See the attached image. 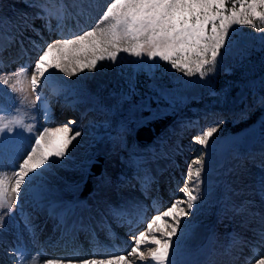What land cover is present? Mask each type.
Returning <instances> with one entry per match:
<instances>
[{
  "label": "rangeland",
  "instance_id": "obj_1",
  "mask_svg": "<svg viewBox=\"0 0 264 264\" xmlns=\"http://www.w3.org/2000/svg\"><path fill=\"white\" fill-rule=\"evenodd\" d=\"M102 2L103 7L100 9ZM107 3L108 0H82L81 6L84 11L82 19L83 22H91L92 17L95 14H97L96 18L98 19L99 14H101ZM37 12V6H28L26 5L25 0H0V13L4 18V23L2 25L3 29H0V38L12 35L9 26L12 21L20 22L22 21L23 14L28 13L29 15H37ZM37 22L42 24V21L40 19H35L36 27L40 29L39 32L36 28L28 29L29 35L38 39L37 42L30 41L31 47L28 48V51L33 52L34 55H38L46 43L55 39L64 38L55 37L54 33H47L45 31V26L43 24L39 25ZM32 25H34V23ZM246 27L247 26H233V28L230 29L229 40L232 42V48L228 51V55L224 58L223 65L225 63V59L229 56L238 57L246 54L249 45H262L259 37L264 36V32L260 31L261 27L255 30L246 29ZM227 45L228 41H226L225 48H227ZM17 49L18 54L23 55L21 48L19 47ZM224 51L225 49H221L222 54ZM53 55H55V53ZM7 56V53L3 51V47L0 46V72L7 74L13 70L23 69L30 78V67L23 68V66H21L18 62L13 61V59H7ZM35 58L36 56L33 57V60H35ZM121 58L123 59L122 65L119 63ZM136 59V57L120 53L117 65H113L109 61H103L101 62L103 67L98 65V68L95 71L85 70L84 72L78 73V75L70 78L65 76L63 73H59L57 70H52L54 75L48 84H56L57 89L67 90L69 93L65 95H55L57 101L53 102V114L51 116V120L48 122L43 120L42 110L40 107L41 98L49 93L48 85H41L42 92L40 94V100H37L36 94L31 93V90L29 89L27 100L15 110V115H9L8 113L0 114L5 121L8 119L20 118L24 120L25 124H33L34 132L38 131L41 126L54 128L63 126L67 124L68 121L74 120L76 123L74 125H69L73 128V134L75 130H80L82 133V135L78 137L77 140L73 141V143L69 146L68 153L63 161L53 165L48 174L45 176L43 190H40L38 185L34 186V192H39V194L37 196L35 194H30L26 199H24L25 206L27 207V214L25 216H21L25 210H23L22 213H18L19 211H17V209L19 210L20 208L17 205H14V208H16L15 218H10L8 228L5 231L0 232V240L5 241L2 238L5 236V238H7L6 242H0V257L3 256L5 258L3 262L0 259V264H14L13 254L10 252V249L17 244H19L21 250H24L22 252L23 256L16 254L19 264H24L26 257H33L37 261V264H44L45 260L51 257L42 255L40 248L44 247V251H47L46 249L52 245V242L43 243L44 238L51 233H54V230L56 229L54 226L59 225L62 218L65 219L64 217L67 215L69 218L71 217V219L79 218V220H81L80 218L85 206H90L89 208H85V210H88L90 215L85 218L86 222L83 223L84 228L90 227L91 220H93L95 224L98 223V225L101 226L99 219L101 211L96 209V206L101 204L105 210L107 208L115 210V208L119 206L132 209L135 211V213L132 214L135 215L131 217V223H135L138 227L143 225L141 229L143 230L145 228V225L143 224L144 222H146L150 217L158 214L161 209L168 206L173 198L182 196V193L179 192L176 196L178 187L183 185L186 172L193 158L199 156V153H197L196 150L200 147L191 143L192 135L190 132L194 133L198 130L199 133L202 129L208 126H213L222 121V125L218 133L215 134L216 137L219 138L217 146L228 138L230 133L234 132V126L233 124H230V122L233 121L229 118L225 119V115L234 112V107L237 104L238 99L243 98L246 95L245 86L238 89L237 93H234L232 91V87H229L227 88V91L218 92L207 98L203 103H201L202 101L199 102V105L193 109L183 105V102L188 103L190 100L197 98L204 93L210 85L214 84L218 72L222 67L220 64L217 65V69L213 74L205 77L204 81H200L196 76L186 77L182 73L176 72L175 70L167 71V68H170V66H162L156 70L155 79H152L147 75L150 80L149 93H151V95H155V98H152V102L150 103L149 98L146 97L147 94L145 91L137 90L134 93L129 92L128 77H134L136 86L138 76L145 74L142 72L133 73V66L129 63V61H134ZM255 81V77H249L245 82V85L255 83ZM154 84L157 86L155 89L152 87ZM160 86L167 89L169 95L172 97L171 103L167 100L158 98V88ZM18 87L21 86L18 85ZM84 89L89 90L92 95V99H85L83 97L81 91ZM130 94L135 95V98L132 97V95L129 96ZM15 95H18L21 99H23L24 93H16ZM122 95H127V99L121 100ZM138 100H141L143 103L142 107H147L150 104L149 110L146 109L145 112H140L136 115V118L140 117L138 122H140L142 118L143 121L147 119V116L145 117L147 113L151 114L155 118H159V116H164L167 111L172 110L170 108H182L181 115L172 124L168 125L157 137L156 140H159L160 142H163V140L168 142L172 133H175L179 129H183V127L189 123L194 124L193 126H190V128L186 127L185 130L187 132L183 134L186 135L183 136V139L181 140L182 147H186V145H188L187 143H189L190 148L188 152L175 150H171L170 152L166 149L163 152L157 153L158 144L155 143L152 147L154 155L152 156V161L149 164V168L155 173L151 175L152 178H156V174L159 173L161 177L162 173H164L168 176L167 181L172 179L174 185L170 187V192L167 195H164L166 199H160L153 205L149 201H146L145 205L141 206L143 211L139 206L134 205V203L136 204L138 201V194L143 197L142 190L139 187V182L135 179V177L139 174L142 176L143 173L140 172L141 169L138 171L137 169H130L129 171L125 169V158L128 155H131V153L125 148V141H118L120 139L118 137L117 141L114 142L115 139H111L109 137L123 131L120 121L123 117V112L129 109V107H131L133 103ZM68 101L73 102L74 111H70V109L65 111L64 108H61L58 105L61 102L66 103ZM96 103H98L100 107L96 106ZM80 108H87L90 110V113H96V117L100 119L95 121L94 124H88L85 120L80 121L79 117H81V115L79 117L75 116V112H77V109ZM63 112H66L65 114L67 117H63ZM106 119L110 120L109 126L114 130L111 131L110 129L109 135H106L108 130L105 121ZM141 123L137 124V126ZM195 123H201V126H198ZM124 128L126 130L134 129L133 126H127V124ZM168 143H170V141ZM104 151L107 152V163L105 165L106 167L103 175H105L106 178L109 177V179L105 182L102 180V175L95 180L97 194L91 197V203L89 205L84 202H86L90 197L86 201H82L81 206H77L74 203L72 204L71 202L78 201L76 200V196L78 191L81 189L86 167L90 164V159H102V155L96 156V154L103 153ZM263 151L264 141H261L258 145L256 144V147L251 152L261 154ZM135 153L139 154L138 151H135ZM247 153L248 152L244 151L237 152L234 158L229 162L231 173L229 174L228 179L234 193H229L231 199L228 201V207L231 208L232 204L244 206L243 201H246V199L248 202H251L252 206L248 207L245 211L236 214H233L230 210L231 216L224 214L225 218L229 220L228 225H226V222H222L220 225L215 222V214L221 198L217 187L220 176L218 171V154L216 153L210 172L208 170V165L206 166L208 180L205 188L208 189L210 195L206 200L198 202L202 204L200 211L195 213L194 216L188 217V219L192 222L191 227L189 228L186 237L181 242L179 252L175 257L176 264L181 263L178 262V258L182 257L181 255H185V252L188 249H196L201 246L211 237L212 234H214V232H217V239L219 243L224 242L228 236V239L225 240L224 246L222 245L223 248L221 254H219V257H215L216 260H221L218 264H226L228 262V258L230 256H234L237 253V250L244 249L242 241H244L247 237L257 238L259 240L258 247L264 253V240L261 238V233H264V226H261L260 223V217L264 216V197H262L258 190V180L262 175L261 169L258 165L264 162H255L250 158L252 155ZM171 156H173V158H171ZM257 159L260 161V158ZM192 167L195 168V165L193 164ZM5 172H7V178L14 183V177L12 176L11 169H4V171H0V177H3ZM130 179L134 182L133 187L129 186ZM238 189H244L245 192L249 193L247 195L249 197L244 199L243 194H239ZM131 194L134 195L133 203L126 206ZM52 202L60 206L59 208L56 206L57 210L59 209L58 211H47V204ZM32 203L34 204L30 206ZM69 203L71 206L70 210L68 208ZM65 210H69V212L63 215L62 212H65ZM92 210H94V216L91 215ZM127 211L132 212L131 210ZM51 213L53 214L52 217H50ZM32 214L39 215L40 219L28 222V220H32L28 219V217ZM216 216L220 219L222 217L221 215ZM25 224H27L28 227H25ZM226 227L229 228L228 231L232 230L231 235H227V233H225L224 230L227 229ZM76 228L74 230L78 231L79 229ZM65 232L69 231L64 230V233ZM119 232L124 233L123 235L126 234L123 230H120ZM129 236L132 238L127 240V243H131L133 240V236ZM17 237H19V241H17ZM176 239V237L173 238L174 241ZM130 245L131 244L127 246L130 247ZM125 246L126 243L118 241L117 247L115 248L116 250L111 252V249H105V251L110 253H107V256H103L101 258H107L113 254H124L126 253V251H124ZM78 248L81 252H84V249L81 247ZM253 252L255 251L250 247V245L245 244L244 252L238 257V262L236 264H246L248 260L246 255ZM89 256L101 259L98 258L100 255L97 256L93 254ZM206 256L213 261L212 256ZM8 257L10 258L9 261L7 260ZM61 257L65 258V256ZM54 258L56 260L58 257ZM73 264H76V260L73 261ZM138 264H141V262Z\"/></svg>",
  "mask_w": 264,
  "mask_h": 264
},
{
  "label": "snow or ice",
  "instance_id": "obj_2",
  "mask_svg": "<svg viewBox=\"0 0 264 264\" xmlns=\"http://www.w3.org/2000/svg\"><path fill=\"white\" fill-rule=\"evenodd\" d=\"M257 22L264 24V0H108L94 26L69 38L46 43L30 66V78L23 69L7 74L0 72V114L15 115V110L27 100L29 89L40 100L41 85H48L54 75L52 70L70 78L85 70L95 71L98 65L103 67V61L117 65L120 53L137 58L129 61L133 73L142 72L155 79L157 69L170 66L167 71L175 70L204 81L216 71L218 64L223 66L232 48L230 29L255 27ZM260 31L264 32V28ZM259 39L264 45V36ZM221 49H225L223 54ZM119 63L123 64L122 58ZM128 84L129 92L134 93V77H128ZM16 93H24L23 99ZM158 98L172 101L163 86L158 88ZM124 99L127 95L121 96V100ZM261 102L264 103V98ZM75 123L72 120L54 128L41 126L34 132L33 124H25L23 119L5 121L0 116V171L11 169L14 177V183L7 178V172L0 177V232L8 228L10 218H15L14 205L22 208L23 200L30 194L38 195L34 186L43 190L45 176L53 165L63 161L69 146L82 135L80 130L73 134L69 125ZM221 125L222 121L191 137V143L199 145L202 154L193 158L183 185L178 187L182 196L173 198L168 206L146 221L142 231L133 234L126 253L101 259L83 257L76 264H137V261L176 264L181 242L191 227L188 217L194 216L202 206L198 202L202 200L201 185L205 184L207 175L205 164L207 162L210 172L219 139L215 134ZM258 167L262 172L258 190L264 197V163ZM207 191L205 188V195ZM229 193L234 190L225 183L222 202L226 207L231 199ZM251 206L250 201L244 206L232 204L230 210L236 214ZM260 223L264 226V216L260 217ZM261 238L264 240V233ZM10 252L14 264H19L16 254L23 256L19 244ZM29 262L37 264L33 257H26L24 264ZM44 264H73V261L46 259ZM246 264H264V253L254 255Z\"/></svg>",
  "mask_w": 264,
  "mask_h": 264
},
{
  "label": "trees",
  "instance_id": "obj_3",
  "mask_svg": "<svg viewBox=\"0 0 264 264\" xmlns=\"http://www.w3.org/2000/svg\"><path fill=\"white\" fill-rule=\"evenodd\" d=\"M259 27L264 28V24L257 22L255 27L247 26L246 29L255 30ZM257 78V85L254 87L255 90L249 88L248 95L245 99L241 101V106H247L249 112L247 115V120L243 123L237 121L230 122L233 124L234 132L239 131L241 128L256 122L260 119L262 134L264 135V107L261 106V96L264 97V45L261 44H251L248 46V51L246 54H243L238 57L229 56L225 59L224 65L221 67V70L218 72V75L214 81V84L209 87V89L216 88L220 92L227 91V88L232 87V91L237 93V90L240 89L248 78ZM147 74L140 75L137 79V85L135 86V91H145L146 94H149V83L150 80ZM236 90V91H235ZM135 98V95L130 94ZM206 93L201 96V99L205 98ZM146 97H148L146 95ZM142 102H135L131 112L137 114L140 108L142 107ZM132 116H129L127 120H130ZM129 139L133 138L132 133H128ZM180 135L175 137V142L180 141ZM129 143L126 145L128 146ZM174 146L178 147L177 143H174ZM202 154V153H201ZM200 154V155H201ZM196 166V165H195Z\"/></svg>",
  "mask_w": 264,
  "mask_h": 264
},
{
  "label": "water",
  "instance_id": "obj_4",
  "mask_svg": "<svg viewBox=\"0 0 264 264\" xmlns=\"http://www.w3.org/2000/svg\"><path fill=\"white\" fill-rule=\"evenodd\" d=\"M180 109L174 108L167 111L164 116L155 118L154 116L148 117L135 129V137L142 143H150L154 137H156L166 126L172 123L180 114ZM259 137L258 123L252 124L245 129L239 131L236 134L229 136L225 139L218 148L220 156L228 155L233 145L239 143L246 147L251 146ZM105 162V155L102 159L98 160L94 158L91 165L88 168L86 179L82 192L79 194V198H85L90 192L93 191V177L101 174L103 165Z\"/></svg>",
  "mask_w": 264,
  "mask_h": 264
},
{
  "label": "bare ground",
  "instance_id": "obj_5",
  "mask_svg": "<svg viewBox=\"0 0 264 264\" xmlns=\"http://www.w3.org/2000/svg\"><path fill=\"white\" fill-rule=\"evenodd\" d=\"M2 42H3V40H2ZM7 43V42H6ZM126 202V201H125ZM111 204V203H110ZM65 205H66V203H65ZM67 206V205H66ZM60 207V206H59ZM66 208V207H65ZM69 208V207H68ZM85 209V208H84ZM64 210V209H63ZM83 210V209H82ZM62 211V210H61ZM80 211V210H79ZM88 212V211H87ZM79 213V212H78ZM83 214V213H82ZM62 215V214H61ZM72 215V214H71ZM63 216V215H62ZM229 216H231V215H229ZM233 217V216H232ZM231 217V218H232ZM65 218V217H64ZM70 219H71V217H70ZM228 222H229V220H228ZM76 226H77V223H76V221H69V222H66V224L64 225V230L65 231H69V232H65V233H63V234H58L57 235V239H59V238H61V237H66V236H69V235H71V234H73V233H76V230H74L75 228H76ZM70 230H73V231H70ZM250 232V231H249ZM240 233V232H239ZM243 234V233H242ZM248 235H250V234H248ZM212 236V235H211ZM241 236V235H240ZM253 236V235H252ZM6 237V236H5ZM5 237H2L5 241H2V240H0V242H6L7 241V238H5ZM245 238V237H244ZM242 241V240H241ZM243 242V241H242ZM3 244V243H2ZM4 247V246H3ZM0 259L2 260V261H4L5 260V258L3 257V256H1L0 257ZM7 260L9 261L10 260V258L8 257L7 258Z\"/></svg>",
  "mask_w": 264,
  "mask_h": 264
}]
</instances>
